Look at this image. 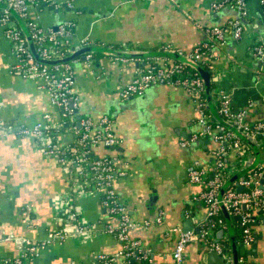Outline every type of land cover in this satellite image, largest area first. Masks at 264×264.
Returning <instances> with one entry per match:
<instances>
[{"label":"crops","instance_id":"0c3cea01","mask_svg":"<svg viewBox=\"0 0 264 264\" xmlns=\"http://www.w3.org/2000/svg\"><path fill=\"white\" fill-rule=\"evenodd\" d=\"M245 8L247 14L241 17L239 10L225 0H46L29 6V18L40 27L55 28L71 21L72 45L87 39L88 46L102 49L91 52L90 62L80 56L70 61L73 89L78 96L76 116L111 118L118 145L109 149L94 146L92 155L116 157V167L124 175L116 180L115 190L130 219L152 222L131 230L130 237L149 250L153 264H174L172 251L178 233L171 228L183 230L185 221L190 220L193 227L184 232L195 233L194 229L204 223L206 207L194 199L200 188L188 182L187 173L194 162L210 166L215 145L207 138V143L200 139L181 145L200 129L196 105L183 87L152 85L127 99H121L119 91L139 68L175 61L146 55H186L212 41L207 28L229 27L240 20V39H235L229 29L222 45L213 41L209 48L206 71L211 77L212 99L218 93L227 94L232 108L245 112L246 123H264V80L257 78L260 62L253 55L254 46L264 44V13L259 0H246ZM13 45L0 25V123L11 127L7 131L0 128V264H11L2 259L20 254L22 238L40 243L36 254L22 264H98L99 254L115 256V264H128L117 254L120 245L116 239L102 231L110 217L101 205L99 191L71 185L66 168L41 152L38 139L21 132L42 120L55 128L61 119L47 92L14 69ZM106 49L130 55L112 56ZM44 114L49 117L43 119ZM56 140L67 145L73 134L63 127ZM235 158L234 152L227 155L231 163L237 162ZM252 158L253 153L246 160ZM263 160L264 149L259 162ZM229 171L232 177L240 170L231 167ZM262 179L264 183V173ZM69 213L75 214V220ZM159 214L161 222L154 223ZM230 217V225L224 218V226L213 234L222 244L224 255L215 252L227 257V264H232L231 252H226L231 247L230 227L237 249L242 246L240 227ZM77 225H91L96 231L42 244L50 231L64 227L74 232ZM252 233L255 243L243 246L239 260L264 264L261 216L253 222ZM206 247L201 240L189 243L181 264H209ZM218 261L213 259L211 263Z\"/></svg>","mask_w":264,"mask_h":264},{"label":"built area","instance_id":"2783aa9c","mask_svg":"<svg viewBox=\"0 0 264 264\" xmlns=\"http://www.w3.org/2000/svg\"><path fill=\"white\" fill-rule=\"evenodd\" d=\"M42 1L46 2V0H0L1 3L9 6L23 20L34 43L35 50L41 59L60 60L71 55L75 50L87 47V39L80 40L78 45L70 43L69 38L73 28L71 21H63L55 28H43L29 18V6H38ZM225 1L234 5L239 10L241 17L247 14L245 8L246 0ZM259 4L264 13V0H259ZM67 5L71 7L72 3L68 2ZM213 6L216 7V5ZM10 16L4 10H0V25L3 26L6 38L14 44L13 54L16 59L14 69L23 77L35 80L38 87L47 92L50 104L56 109L61 119L55 128L42 120L36 122L29 129H22L21 132L38 139L41 152L45 156L54 158L57 163L66 168L71 185L99 191L101 205L106 209L110 217V220L103 225L102 231L113 236L119 243L118 256L122 257L128 264H153V258L149 250L145 249L138 239L130 237L131 230L140 226H149L152 222L145 220L142 223H138L130 219L125 204L120 200L115 190L116 180L124 175V172L116 167V157L110 154L96 157L92 155L94 146L102 145L104 148L109 149L118 145L119 139L113 132L111 118L107 115H101L95 119L76 116L78 96L73 89L74 78L70 61H62L50 65L35 59L29 49L25 35ZM229 29H232L235 39H240L243 25L240 20H236L229 27L214 26L207 28L205 31L212 38L211 42L206 41L200 44L186 55L177 54L183 55L199 65L206 63L209 57L208 51L213 45V41L222 45L225 34ZM253 55L260 62L257 78L264 80V44H256L253 48ZM91 60L92 53L87 52L85 61L90 62ZM185 66L187 65L175 60L169 64L163 62L159 66L152 65L147 68H139L132 81L119 91L120 98L127 99L133 95L143 93L146 88L152 85L169 83L183 87L191 95L196 105L199 113L197 123L200 129L190 139L182 141L181 145L188 146L192 142L203 138L211 140L215 145L212 151L211 165L201 167L197 162H194L187 173L188 182L200 188L194 199L204 203L206 218L196 234L184 232L180 227L171 228L170 231L178 233V238L172 251L174 264L182 263L186 246L197 240L203 241L211 250L224 254L222 244L213 238L214 232L223 227L225 222L223 218L218 217V213L221 210L220 202L223 203L229 215L239 218L241 243L243 246H250L254 241L252 225L256 219L253 211L257 210L260 213L259 216L264 219V183L261 182V177L264 173V160L247 173L250 174L248 177L241 175L236 181H231L222 198L219 199V192L222 186L231 179L232 175L229 169L227 172H221V168L225 166L227 161V155L231 152H228L224 145L227 144L228 149L230 148L235 153L236 161L239 163V166L236 167L237 170L244 168L245 163L248 161L246 160L247 157L253 151L233 131L216 122L209 111L208 113L204 111L203 107L207 109V102L203 80L197 71L191 76H185ZM202 95L205 98L202 99ZM214 99L213 104L217 113L229 125L252 139H256L258 134H264V123L246 124L245 112L232 108L229 95L218 93ZM48 117V114L43 115V119ZM63 127L70 129L73 134L72 142L67 145H61L56 140L57 133ZM0 128L3 131L11 129L10 126L1 123ZM231 167L235 168L234 166ZM238 187L241 190L238 191ZM69 215L74 218L75 214L69 213ZM67 218L70 219V217ZM160 222L159 214L154 223L159 224ZM95 231L91 225H77L74 232H68L64 227H60L50 231L42 244L75 235L89 236ZM21 241L23 247L20 254L11 258H3V262L22 264L25 259L36 254L40 243H34L27 238H22ZM96 261L98 264H115L116 258L115 256L99 254L96 256ZM239 261L244 264L241 259Z\"/></svg>","mask_w":264,"mask_h":264},{"label":"water","instance_id":"95a60500","mask_svg":"<svg viewBox=\"0 0 264 264\" xmlns=\"http://www.w3.org/2000/svg\"><path fill=\"white\" fill-rule=\"evenodd\" d=\"M0 10H4L8 14H10L13 17V19L19 24L21 31L23 32V34L25 35V37L27 39V43H28V46H29L31 53L34 55L35 59L39 60L40 62H42L44 64L52 65V64L62 62V61L68 62V61L76 59L78 56H80L81 59H84L85 53L92 52L95 50H102V49H95V48H92L91 46H88V47H82L78 50H75L71 55H69L63 59H60V60L41 59L38 56V54L35 50L34 43H33L32 39L30 38L29 32H28L23 20L19 17V15L4 3H0ZM263 35H264V33H263ZM104 51L109 55L118 56V57H127L130 55L129 53L119 52V51H115L113 49H106ZM146 56H150V57H154V56L171 57V58H174L176 61L182 62L185 65L193 68L195 71H197L199 73V76L202 78L203 83H204V93L206 96L207 109H208L209 113L211 114L212 118L216 122L224 125L226 128L233 131L243 142H245L252 149V151L254 153V158L249 159L245 163L244 168L241 169L234 177L245 175L248 172H250L252 169H254L257 166V164L259 163V159H260L262 149H264V134H258L256 136V139H252L251 137H248L246 134L242 133L240 130L236 129L235 127L229 125L226 121H224L222 119V117L217 113V111L214 107V104H213L210 73L208 71L202 69L198 63L192 62L187 57L180 55V54H177V53H174V52H163V53L159 52V53L150 54V55H146ZM246 124H248V123H246ZM201 141L204 143H207V139H205V138L202 139ZM261 182H263V179ZM230 183H231V179L229 181H227L222 186V188L219 192V199L222 198L224 191L230 185ZM237 190L239 191V190H241V188L238 187ZM219 205H220V209L222 211V214H223L226 222L230 225L231 217H230L228 211L226 210V208L222 202H220ZM192 227L193 226H192L191 221L186 220L184 223L183 231H189V230H191ZM194 231H195V233H198L199 229L195 228ZM228 231H229V237L231 240V247H230V250L226 249V252H228V251L231 252L232 264H239L240 263L239 262V254L244 252V247L242 245L238 250L236 247L235 240H234L232 233H231V227L228 229ZM219 233L222 235V231H220ZM254 243H255V241H254ZM251 247L254 249L255 244H253ZM206 250L208 252V254L206 255V258H207L209 264H212L211 261L213 259H218V258H219V261L215 262L214 264H227V262H228L227 257H224L222 255L217 256L216 252L214 250H210L208 247H206Z\"/></svg>","mask_w":264,"mask_h":264},{"label":"trees","instance_id":"16d2710c","mask_svg":"<svg viewBox=\"0 0 264 264\" xmlns=\"http://www.w3.org/2000/svg\"><path fill=\"white\" fill-rule=\"evenodd\" d=\"M10 18L13 20V17H12V16H10ZM15 22H16V21H15ZM16 26L20 29L19 25L16 24ZM200 65H201V68L204 69V70H208V69H209L208 66L206 65V63H201ZM184 72H185V74H184L185 76H191V75L194 74L196 71H195L193 68L189 67V66H185V67H184ZM211 87H212V84H211ZM203 98H205L204 95H202V99H203ZM203 109H204V111H205L206 113H208V110H207L206 108L203 107ZM224 146H225V148L227 149L228 152H230V151L232 152V150H231L230 148L228 149L227 144L224 145ZM235 157H236V155H235ZM235 160H236V158H235ZM234 162H235V161H232V163H231V162H229V161L227 160V161L225 162V166H223V167L221 168V172H227V170H228L231 166H234L235 168L238 167V166H239V163H237V162L234 163ZM249 175H250V174H246V175H244V176H245V177H248ZM237 178H238V177H234V176H232V177H231V181H232V182H233V181H236ZM253 214H254L255 219H257L260 213H258V211L255 210V211H253ZM218 217L224 219V216H223L221 210H220L219 213H218ZM233 217L235 218L234 222H236V223L238 224V226L240 227L239 218H238L237 216H233ZM240 231H241V227H240ZM240 239H241V238H240Z\"/></svg>","mask_w":264,"mask_h":264}]
</instances>
